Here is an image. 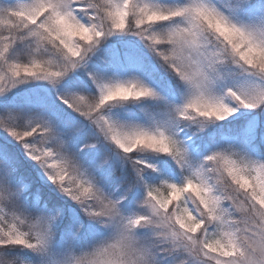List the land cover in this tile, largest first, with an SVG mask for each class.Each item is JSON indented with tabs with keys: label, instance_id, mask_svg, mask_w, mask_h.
<instances>
[{
	"label": "rangeland",
	"instance_id": "rangeland-1",
	"mask_svg": "<svg viewBox=\"0 0 264 264\" xmlns=\"http://www.w3.org/2000/svg\"><path fill=\"white\" fill-rule=\"evenodd\" d=\"M80 1L33 0L19 4L16 9L26 24L36 22L40 15L46 14L32 32L49 31L50 36L59 39L67 50L74 52L77 39L92 41L96 30L94 25L71 14L69 4ZM218 3L219 0H186L179 9H167L171 7L147 1L135 0L131 3L129 0H107L108 17L117 29L125 28L130 14L135 21L133 26H129L140 29L143 34L148 24L178 16L168 28L165 26V30L163 28L162 32H158L160 37L154 34L148 37L147 44L139 41L130 44L142 47L150 58L156 60L157 65L168 67L178 74L183 89L175 99L164 98L166 108L159 115L148 112L138 119L131 117L122 120L121 113L104 110L92 119L96 123L95 129L78 132L89 140L90 147H95L98 139L124 152L147 149L169 154L170 146L177 145L181 152V161L177 157V163L185 170L183 175L177 173L178 178L182 177L181 183L172 181L166 170L143 165L142 168L146 170L158 171L156 178L166 183L168 190L155 196L151 193L153 198L147 195L148 185L144 186L143 196L148 198L145 205L148 203L149 207L145 209L147 214L141 215L143 210L140 206L121 209L122 201L136 187H121V191L115 193V184L120 186L121 179L105 173L109 167L106 168L103 158L100 161L98 157V165L85 168L69 163L64 154H60L61 160L56 164L46 165L45 172L51 177L42 179V183L52 191L54 197L71 206L74 204L75 209L69 211L73 226L69 225L70 230L55 236L53 227L65 220L69 213L38 205L27 208L21 196L15 197L5 188L4 180L0 179V220L6 222L5 227L0 225V264H26L20 261L25 256L19 253L31 255L28 258L31 264H144L146 256L143 244L140 245L141 250L134 251L137 254L135 258L129 255V251L142 241V238L135 240L138 234L133 229L137 230L141 221H149L146 220L148 218L158 223L157 226L164 225L163 228L155 227L153 232L159 233L161 229L164 232L166 229L163 235H159L168 256L175 257L182 253L184 258L175 260L174 264H264V165L257 166L255 172L239 173L229 152L213 151L204 155L202 161V157L192 155L199 145L206 146L198 142L194 144L197 141V134L194 133L202 130V125L205 124V128L219 127L222 122L240 115L252 116L251 113L261 104L264 109V0H256L254 5H249L248 0H231L233 15ZM212 39L219 41L228 51L221 48L216 50L218 44L213 43ZM165 44L170 45L162 50L161 46ZM108 47L103 53H93L92 57L107 60L110 52L116 49ZM231 64L235 66L229 69ZM28 73L24 69L7 66L4 72H0V90L9 92L18 83L26 81L20 74ZM98 89L100 94L93 111L106 108L111 102L157 95L149 81L137 71L128 69H116L98 84ZM44 98L58 100L74 108L90 109L92 104L85 97H78L76 90L67 93L47 90ZM261 117L264 125V112ZM257 122L258 116L253 115L247 130L256 134L254 128ZM193 126L194 129H191ZM260 131L264 138V131ZM191 132H194V137ZM3 136L13 143H19L22 138V134L14 130H3ZM34 157L38 162L40 155L35 153ZM58 162L62 167L57 165ZM223 173L233 175L231 180L239 182L241 188H236L241 197L237 200L238 210L229 214L224 211L225 207L214 209L213 206V209H209V217L217 221L221 229L215 230L212 242L205 244L204 234L195 237L202 224V221H193L194 217H198L192 213L197 207L191 211L190 207L184 206L181 209L183 212L176 216L175 202L186 191L191 198L203 200L202 203L208 207L219 202L223 205L225 195L222 193L221 196L219 191L225 185H217L224 180ZM108 178L113 181L111 189L105 186ZM225 199L231 200L228 195ZM170 202L175 204V208L166 211L164 208ZM103 213L107 217L99 225L108 228V236L104 235L107 240L101 239L102 234L98 239L89 240L82 252L72 255L71 245L78 244L76 240L81 233H91L92 222H96L98 215ZM18 222L25 227L22 228L25 235L31 233L32 240L15 234L14 225ZM186 260L189 262L185 263Z\"/></svg>",
	"mask_w": 264,
	"mask_h": 264
},
{
	"label": "trees",
	"instance_id": "trees-1",
	"mask_svg": "<svg viewBox=\"0 0 264 264\" xmlns=\"http://www.w3.org/2000/svg\"><path fill=\"white\" fill-rule=\"evenodd\" d=\"M31 1L33 0H0V72H4L7 66L29 71L28 74H20V77L26 78L25 82L18 83L9 92L4 89L0 90V179L4 180L5 188L12 192L15 197L17 195L21 196V201L25 203L27 208L38 205L41 208L49 207L69 213L68 217H66L67 215L64 217L65 220L53 227L52 231L55 236H58L62 231H68L69 225L73 226L69 211L74 210L75 207H73L72 202L73 206L60 198L54 197L52 191L43 186L42 179L51 177L49 173L45 172L46 165L56 164V161L61 160L62 155L60 154H64L63 157L68 159L69 163L89 168L98 165L97 159L100 157L99 160L102 161L103 158L106 168L109 167L105 173L114 174L121 179L120 186L115 184V187H117L115 193L120 192L121 187H136V190L128 193L122 201L121 209L140 206L139 208L143 210L141 215L147 214L145 209L149 205L148 203L145 205L148 198L143 196L144 186L148 185L146 188L148 196H155L159 192L165 194L168 185L164 182L161 183L160 178H156L158 171L152 172L142 167L143 165H149L156 169L166 170L172 181L176 184L181 183L182 177L178 178L177 176L178 174L183 175L185 170L183 167L180 168L177 163L179 158L181 161L179 146H170L169 154L147 149L124 152L109 142H102L97 139L95 147H90L88 145L89 140L80 134L78 130L95 129L96 123L92 119L104 110L121 113L122 120L131 117L138 119L148 112L159 115L166 108L164 98L167 100L177 98L178 93L183 89L179 75L173 70H169L168 67L157 65L156 60L150 58L142 50V47L132 46L130 42L139 41L147 44L146 41H148L149 36L152 37L156 34L160 37L158 32H162L163 28L165 30V26L168 28L170 23H174L178 16H170L164 21L148 24L146 34H143L139 31L140 29H133L129 26L130 24L133 26L135 21L132 14L127 17L124 29L115 28L107 14L109 11V7L106 5L107 0L72 2L69 4L71 14L77 15L78 19L87 21L89 25H94L96 30L92 41L87 42L83 39H77L76 50L70 52L59 39L50 36L51 32L44 30L42 32H32L38 28L40 21L46 14L44 16L40 15L36 22L29 24L21 20L23 17L21 18V15H19L21 13L16 7L19 4H26ZM134 1L129 0L131 3ZM139 1L152 2L155 5L164 4L171 7L167 9H179L186 2V0ZM219 1L218 5L231 13V0ZM255 2L256 0H248L249 5H254ZM251 13L253 14V12ZM241 17L244 16L241 15ZM212 40L213 43L218 44L216 50L221 48L223 51H228L225 46H221L219 41ZM168 45L170 44L161 46L162 50L169 47ZM108 46L116 48L113 53L110 52V58L102 61L92 57L93 53H103ZM232 66L235 65H229V69ZM116 69L137 71V74L149 81L157 95L139 98L138 100L111 102L106 108L102 109L100 107L93 111V105H95L97 96L100 94L98 84L112 75ZM47 90L66 93L76 90L78 97H85L92 104L89 107L90 109L74 108L61 101L44 98V93ZM261 105L251 113L252 116H258V122L254 128L257 131L256 134H253L251 130H247L248 122L252 116L240 115L233 120L222 122L219 127L210 126L205 128L206 125L201 124L204 131L191 132V135L194 137L193 135L197 134L195 145L198 142V144H205L206 146L200 147L199 145V148L196 149V152H192V155L198 158L202 157V161L207 153L219 150L229 152V157L233 158L235 167L239 168V173L241 171L252 172V170L255 172L257 166L264 165V138L261 137L263 132L260 131H264L261 117L264 109ZM194 127H191V129H194ZM3 130H14L21 133L20 142L13 143V141L5 139ZM35 153L40 155L38 162L34 157ZM57 165L62 167L61 162H58ZM214 174H216L215 171ZM232 176L223 173L224 180L219 181L220 183L217 184L220 187L223 184L225 185L219 191L221 196L225 195L223 205L222 202H219V204H210L211 206L208 207L202 203L203 200L200 201L197 197L191 198L186 191L181 193L178 202H175L176 216L183 212L181 209L184 206L190 207L191 211L197 207L192 213L198 217H194L193 221H202V224L198 227L195 237H201L204 234L203 242L205 244L208 241L212 242L211 237L214 236L215 230L219 231V228L221 229L220 224L209 217L211 213L209 209H213V206H215L214 209H220L221 207L224 209L225 207L224 211L229 212V214L232 213L231 211L238 210L237 200L241 197H239L240 194L236 188L241 187H239V182L231 180ZM111 182L113 181L108 178L105 186L111 189L113 186ZM226 195L231 200L225 199ZM172 204L170 202L167 205L168 207L164 209L170 211V209L175 208V204ZM98 217L96 222H92L94 226H91V233L86 231L81 233L76 240L78 244L71 245L72 255L76 256V254L82 252L84 250L83 246L89 240L98 239L102 234L101 239L107 240L104 235L108 236V228L99 225L103 223L102 219H106L107 214H99ZM146 220L149 221L144 223L141 221L142 224L137 227V230L133 229L136 235L138 234L135 240L140 241L142 238V241L137 244V248L135 246L132 248L136 249H130L129 255L135 258L136 252L141 250L140 245L143 244V253L146 256L144 264H174L175 260L181 261L184 258L181 252L172 257V255L168 256L169 253L164 248L159 234L163 235L166 229L164 232L162 229L159 233L153 232L155 227L163 228L164 225L157 226L158 223L152 218ZM5 223V221L0 220L1 226L5 227ZM14 227L16 229L15 234L18 237L32 240L30 238L31 233L25 235L23 233L25 227H21L19 222ZM127 246L129 247V245ZM135 250L136 252H134ZM12 251L16 250L13 249ZM19 254L25 256L24 258L19 257L20 261L26 264L32 263L28 259L31 255L29 256L27 253ZM188 262V260L185 261V263Z\"/></svg>",
	"mask_w": 264,
	"mask_h": 264
}]
</instances>
